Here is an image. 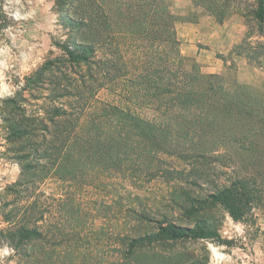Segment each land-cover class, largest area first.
<instances>
[{
    "label": "rangeland",
    "instance_id": "1",
    "mask_svg": "<svg viewBox=\"0 0 264 264\" xmlns=\"http://www.w3.org/2000/svg\"><path fill=\"white\" fill-rule=\"evenodd\" d=\"M256 1L168 0L175 32L201 23L189 45L215 54L191 58L201 74L222 77L217 92L233 107L203 132L164 134L153 149L137 120L120 131L110 115L84 119L77 98L59 89L64 77L73 88L83 75L89 106L115 103L116 89L140 90L130 82L156 69L161 52L157 19L143 18L141 0H0V264H264V23L249 12ZM221 6L245 13L206 10ZM74 43L94 49L86 54L92 65L69 67L65 47L91 52ZM108 60L119 70L111 80ZM88 74L105 85L94 89ZM54 108H74L67 147L48 121ZM226 188L237 189L239 221L211 201ZM143 209L152 220L130 212ZM166 224L212 235L169 240L158 230ZM23 228L31 233L19 235ZM149 234L157 240L126 255L125 237Z\"/></svg>",
    "mask_w": 264,
    "mask_h": 264
},
{
    "label": "trees",
    "instance_id": "2",
    "mask_svg": "<svg viewBox=\"0 0 264 264\" xmlns=\"http://www.w3.org/2000/svg\"><path fill=\"white\" fill-rule=\"evenodd\" d=\"M199 1L203 2L204 0ZM141 5L143 8V18L147 16L157 19L159 32H157L156 41L161 52H158L160 56L156 69L146 68L138 73L140 80L137 83L130 82L132 86H139L140 90L133 91L132 87L122 88V90L116 89L114 92L116 99L113 100L115 103L107 104L100 100H95L94 104L89 106V103L86 102V94H89L93 90L87 87L83 75V77L80 76L82 80L79 85L72 84L73 88H70L72 87L71 79L64 77L63 79L67 84L65 87L60 86L59 89H63L61 95L77 98L80 106L76 107V109L81 110L84 119L88 118L89 120V113H92L98 116L93 120L99 121L107 114L116 123L114 127L120 131H127L130 128L127 122H132L133 119L137 120L143 130L145 146L156 149L163 144L160 140L163 139L164 134L169 135V137L181 136L186 138L189 133L203 132L204 125L210 126V123L215 124V120L218 118L221 110L230 111L233 104L225 98L222 99L221 94L217 92V86L215 85L221 81V76L201 74L195 60L181 53L179 49L180 42L174 30V24L177 22L178 17H174L171 14L168 0H141ZM221 7L206 10L211 12L215 17H217V14L228 12L243 14L245 11L236 7ZM249 12L259 24L264 23L263 0H257L255 8ZM154 13L155 16H153ZM73 47L78 49L82 47V50L87 49L91 52H75V50L69 49L68 46L65 47L64 51L67 57L65 62L69 64V67L79 68L81 64L89 67V65L93 64V62L86 58L87 53L90 55L95 53L92 52L94 49L90 45L74 43ZM102 67L105 69L103 75L107 80L112 79L114 75L112 72L119 73V70L109 60L104 61ZM42 70L47 69L44 67ZM88 78L94 80L90 74H88ZM103 85H105V81L94 80V86L92 87L99 89ZM56 88L58 87L56 86ZM131 100L138 101L139 103H134ZM71 109L74 111V108ZM73 111L67 113L65 110L54 108L53 116L59 119H54V117L48 119L49 123L53 126L54 132L59 137L63 136L61 138L66 147L72 139L71 133L74 127L72 119L74 116ZM99 112H101L100 115H98ZM146 116H150V118ZM44 129L45 132H50L48 128L45 127ZM21 134L25 137L30 135V132L23 130ZM27 156H30V153L24 155L23 158ZM197 158H201V154H197ZM29 169V164H26L22 168V171L25 172ZM131 176L133 179L137 178L133 174ZM145 176L147 178L150 174H145ZM210 198L212 202L223 205L230 212L233 219L237 221L242 219V213L238 206L239 197L237 189L231 190L230 188H226L218 191L216 194L210 195ZM130 212L137 215L138 218L152 220L150 218L151 211L146 209L141 211L130 210ZM158 230L169 240H205L211 238L212 235L206 230H198L175 224L160 226ZM30 233L31 230L23 228L19 235L25 237ZM156 238V234L144 235L138 238L126 239L125 237L124 239L127 241L128 246L126 255L137 247L156 241Z\"/></svg>",
    "mask_w": 264,
    "mask_h": 264
},
{
    "label": "crops",
    "instance_id": "3",
    "mask_svg": "<svg viewBox=\"0 0 264 264\" xmlns=\"http://www.w3.org/2000/svg\"><path fill=\"white\" fill-rule=\"evenodd\" d=\"M200 22L197 23H179L176 26V32L178 35V39L182 42V45L187 49H191L192 47L189 45V42L192 41L194 39V41L197 40V37L199 35L198 31L200 29ZM213 24V23H212ZM225 25V24H224ZM216 26V25H215ZM217 29L218 26H217ZM211 30L213 32V26L211 27ZM235 42L233 41H229L226 45V47L224 48L225 51L224 53H227L232 47L233 44ZM183 55L188 56V57H193L197 60H199L200 57H202L204 55V53L208 54V55H212L215 54V52H201V50L199 51L197 48L195 49H191L188 52H181ZM3 158V156H2ZM14 157L10 156L9 159H11L12 161L15 162V160H13ZM4 159V158H3ZM5 160V159H4ZM12 164V162H11ZM18 166V165H17ZM12 185V184H11Z\"/></svg>",
    "mask_w": 264,
    "mask_h": 264
}]
</instances>
